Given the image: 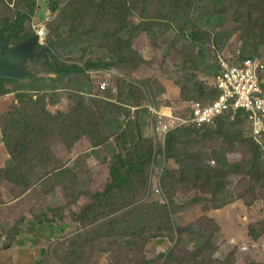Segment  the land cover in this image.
<instances>
[{"label": "rangeland", "instance_id": "rangeland-1", "mask_svg": "<svg viewBox=\"0 0 264 264\" xmlns=\"http://www.w3.org/2000/svg\"><path fill=\"white\" fill-rule=\"evenodd\" d=\"M34 1V15L24 19V31L20 37L43 27L46 38L40 42L39 47H49L61 64L83 66L89 57H103L119 64L112 70L102 72L103 75L97 79L107 83V90H102L105 93L83 97L73 92H90L88 83L91 78L82 74L74 78H62L46 61L28 60V74L20 81L6 85L9 92L14 94L0 95V207L9 209L7 218L14 226L26 213L68 230V243L58 244L54 251L51 246L53 260L46 259L43 264H75L74 243L86 246L80 250L89 249L83 264H264V235H261L264 231V181L261 174L264 172L254 173L249 177H228L223 181L225 185L220 188L209 185L213 193L188 189L192 188V183L176 184L171 179V176L176 177L180 173L182 163L166 160L158 153L155 156L152 193L142 207L147 216L137 222L135 220L139 212H136L127 223L119 224L110 237L104 238L95 233L98 234L102 222L108 221L106 199L102 200L104 202L101 208L95 207V210L81 215L77 210L78 203H89L88 199L76 201V193L82 192L83 188L67 183L68 176L65 172L60 181H52L49 176L68 160L69 126L78 124L77 121L80 120L85 127H92L96 122L95 117H105V97L111 96L124 106L135 107L167 106L172 105L171 101L184 100L209 103L216 96L215 60L218 57H225L231 62L264 59V45L254 54L255 48L260 45L252 41L246 44L241 40L240 33L237 32L239 25L232 21L231 15L223 19L222 25L218 27L211 17L209 6L212 1L208 0L204 1L205 5H200L197 0L194 2L192 16L198 12L199 15L187 26L186 31L181 28L185 25L184 19L143 25L141 18L144 17V7L154 12L167 3L165 0H149L145 5L140 3L138 9L133 5L138 4L139 0H127L130 8L127 15H120L117 10L121 0ZM77 1H80L77 4L81 11L79 15H76L71 6V2ZM90 1L100 3L101 10L91 5ZM25 3V0H0V25L3 21L16 22L19 10L27 13ZM82 3L87 9L82 8ZM115 3L117 4L112 12L100 16L101 12L108 11V5ZM104 6L107 8L104 9ZM86 10L88 14L84 16ZM77 16H80L81 23L85 22V27L78 28V23L74 21ZM123 17L125 20L121 21ZM5 18H8L7 21ZM122 22L126 23L128 30L138 27L131 39L133 48L140 55L136 68L131 63L122 61L120 54L118 55L120 52L113 50L116 47L111 41L113 38L107 36L115 33L119 28L118 23ZM125 38L128 39V34H125ZM107 45L110 46L106 47ZM40 89L45 91L37 93ZM16 90L21 92L16 93ZM24 96L27 98H23ZM44 109L47 110V115L42 113ZM34 114L40 115V124L49 123L48 131L51 132L37 147L32 144L37 130L28 128L33 124L31 119ZM60 124L62 125L58 128ZM126 130L122 142L131 143L132 147L138 144L136 152L147 146H153L157 152L163 150L164 144L160 137L155 141H138L134 124H128ZM202 134L200 132L199 136ZM242 136L253 138L247 123L232 127L227 142L219 140L195 144L192 150L212 168H217V161H224V158L233 162L243 161L251 157V150L238 143ZM193 138L196 139L195 136ZM256 142L264 150V136ZM19 145H28L29 150L15 158V148ZM105 150L107 161L104 164L112 159V150ZM123 153L125 156L124 151ZM30 160L32 164H29ZM102 170L107 173L106 168L101 169V172ZM82 171L88 173L86 169L80 172ZM28 183L38 185L27 196V202L14 200L28 191L25 188ZM172 184L174 189H171ZM126 190L123 195L114 193L118 201L111 203L117 205L130 199L132 194L129 190H139L134 198H142L145 194H141L139 183L134 181ZM157 190L160 191L159 194L156 193ZM56 191H60L62 198H58ZM91 204H96V200L87 205ZM225 204H228L227 207L241 204L247 208L249 230L253 226L261 235L258 242H251L245 247L231 243L222 234L220 227L208 220V211L217 210L214 207ZM164 206H168L170 210L166 218ZM116 218H119L118 222H122V217ZM11 230L0 240L5 243L3 246L15 240L16 235L9 233ZM101 232L110 234L111 230L103 228ZM1 235L3 234H0V238H3ZM16 240L15 244L21 241Z\"/></svg>", "mask_w": 264, "mask_h": 264}, {"label": "trees", "instance_id": "trees-1", "mask_svg": "<svg viewBox=\"0 0 264 264\" xmlns=\"http://www.w3.org/2000/svg\"><path fill=\"white\" fill-rule=\"evenodd\" d=\"M26 5L28 8L27 13H22L20 10L16 13V20L21 23V28L19 30V34H21L24 31V28L22 27L24 24V19L28 18V16H33L34 11L36 9V2L34 0H25ZM140 2L136 5H133L134 8L138 9L139 4L143 3L144 5L149 2V0H139ZM167 3L163 4L161 7H159L156 11L150 12L149 9H146V6L144 7V17L141 18L146 25H154L155 23L159 22L162 23V21H172L174 19H184L185 25L181 28L182 30L186 31L187 26L191 25V22L196 19V17L199 15V12L197 14H194L192 16V7L194 5V2L196 0H165ZM205 0H197L200 5L204 4ZM212 1L211 5V17L214 19L215 22H217L218 27L222 25L223 19H227L230 15L233 17L232 21H235L238 23L239 28L237 32L240 33L241 40L244 41V43H250L252 41L254 44L260 45L258 48H255L254 54L258 53V49L264 45V0H208ZM80 1L77 2H71V6L74 8L76 15H79L81 13L80 9L78 8V5ZM84 2V1H83ZM85 3V2H84ZM91 5L98 8L102 5L100 3H93L90 1ZM93 3V4H92ZM117 3L108 5L109 9L107 12L103 11L104 13H100V16L103 17L104 14H109L113 11L114 7ZM76 7V8H75ZM202 7V6H201ZM82 8L87 9L85 4L82 3ZM91 7H89L90 10ZM107 7L104 6V9ZM103 9V10H104ZM101 10V8L99 9ZM117 10H119L120 15H124L126 12L130 10L128 7V1L127 0H121L119 6L117 7ZM88 14V11L86 10L84 13V16ZM75 15V16H76ZM127 15V13H126ZM84 16L83 19L84 20ZM8 18H5V21H7ZM23 19V20H22ZM125 20L123 19L121 21ZM75 22L78 23L79 27H85V22L82 21L80 16H77L74 19ZM4 22V21H3ZM2 22V23H3ZM119 28L117 31L111 35H107L113 42V44L116 45V47L113 50L119 51L118 55L120 54L121 59L123 62L131 63L134 68L138 66V60L140 59V55L135 51L131 44V39L134 36V32L138 29V27H135L134 30L127 28V25L125 22L118 23ZM95 28V27H94ZM147 29V26L146 28ZM144 29V30H145ZM120 34V36H119ZM125 34H128V39L125 38ZM35 35V31H33L32 34H25L23 37H19V40H23L28 38L29 36ZM110 45H107L106 47H109ZM41 47V46H40ZM52 55L54 57L55 61H51L49 59L46 60V63L49 64L51 67L54 68L55 72L59 74L62 78H74L76 75H86L88 78H90L89 73H95L97 71L101 72H107L109 70H112L113 68H116L119 64L116 61H110L100 58L95 59L93 57H89L86 59L83 66L81 65H65L59 63L57 60V57L52 52ZM253 59V58H251ZM241 60L240 62H242ZM216 64V77L220 73V66L217 61L215 60ZM20 80V79H19ZM19 80L14 79H6V78H0V95H4L6 93H9V90L7 89V84H10L12 82H17ZM92 84L91 79H89L88 85L90 86ZM107 84V83H106ZM107 90V88H106ZM114 91V89H112ZM45 91L43 89H40L38 92ZM188 92V91H187ZM105 93V92H103ZM189 93V92H188ZM215 99L209 103L200 102L203 105H209L212 104L219 96L216 88H215ZM80 96L85 95H92L90 93L86 92H78L77 93ZM94 96V95H93ZM23 98H27V96H24ZM111 99H114L113 97H109ZM105 97L103 102L106 104V111L108 110V101L109 99ZM116 100V99H115ZM118 101V100H117ZM196 101L191 100H184L185 107L180 109H177L176 106L172 105H161L156 106L152 105L150 107L147 106H132V105H126L131 106L135 109V111L140 110H155L159 113L162 112V107H173L174 108V116L177 117H183L188 116L189 110H185L187 104H191ZM151 111V112H152ZM42 113L47 115V110H42ZM163 114V113H162ZM154 120L156 122L157 128L159 126V120L158 117L153 114ZM32 126H29L28 128L36 129L37 135L32 144H34V147H37L38 144L42 143L48 136H50L51 132L48 131V125L49 123H42L40 124L41 117L39 114H34L32 119ZM78 124L74 123L73 125L69 126V130H71L75 125H78L79 128H81L80 120L77 121ZM249 124L250 128L251 125L248 121V115L246 113L240 114L235 119H232L230 115H225L219 118H216L214 123L210 125L209 127H206L204 129H197L195 127H188L184 129H179L175 132H172L166 136L165 141L161 142L164 144V148L161 151H155L153 149V146H147L141 147L139 152H136L139 148V145L132 144L131 148H127L125 151V159L124 168H121L119 165H115L111 168V180L112 182L108 184L105 188L104 193L98 194L94 197L96 199V204L87 205L86 207L82 208L80 210V214L83 215L87 211H93L96 208H101L103 205L102 201L103 199H106L107 201V207L106 209L109 210L107 213L109 214L107 217L106 222H102L99 225L98 228V234L95 233L96 236L100 238L104 237H110L114 232L115 229H117V226L121 223H127L128 219L135 216L136 212H139L138 218L135 220L137 222H141L144 217L147 216L146 212H143V205L146 200L150 198V193H152L153 188V174H154V166H155V156L160 153L162 157L166 160L171 161H180L182 163V169L180 173L175 177L174 175L171 176L172 180H175L176 184H193L192 188L188 189H198V190H207L211 193L212 190H210L209 185H214L220 188L221 186H224L225 183L223 182L228 177H231L233 175L237 176H247L252 175L254 173H260L264 172V150L259 145V143L256 142L253 136V138H245L242 136L238 140L239 144H242L243 146H247L251 150V157L247 158L243 161L233 162L230 161L228 158H224V161L218 160L217 161V168H212L208 164H206V161H203L201 156L197 153H194L192 150V146L195 144H201L205 142H215L222 140L224 142L229 141L228 137L231 132V128L235 126H239L242 124ZM129 124H134L137 134H138V141L141 140L140 137V126L138 121L135 119L134 121H131ZM62 124L58 125V128ZM35 126V128H33ZM252 130V129H251ZM127 131V130H126ZM200 132H203L202 135L199 136ZM253 133V132H252ZM196 137L193 138V137ZM69 144L70 140L68 138ZM67 142V141H66ZM234 143V142H231ZM68 144V145H69ZM32 147V148H34ZM29 150L28 145H19L15 148V151L17 152V155L15 158H18L23 153H26ZM127 152V153H126ZM32 160H30L29 164H32ZM166 178V177H164ZM261 179L264 181V173L261 174ZM133 181L139 183V188L142 190L141 194L145 193L142 198H134L133 196H137L139 194L138 191H132L129 190L130 194H132V197L130 199H125V201L121 204L113 205L111 202L118 201V199H115V194L117 193L119 195H123L125 193L126 188L133 185ZM173 182V183H174ZM199 183H202L201 186H199ZM34 185L33 183H28L25 188L30 189ZM171 189H174V185L172 184ZM132 192V193H131ZM115 193V194H114ZM159 194V193H158ZM123 198V197H122ZM197 202H194L196 204ZM190 205H193L192 203ZM189 205V206H190ZM181 206L186 207L184 204H181ZM228 204L221 205L214 207V209H222L226 208ZM96 207V208H95ZM164 210L166 212L165 218L169 216L170 210L168 206H164ZM101 217V214L99 215ZM117 216L122 217V222H118L116 218ZM97 217V216H96ZM28 218L31 222H39V218L36 216H32V214H24L21 219L16 223L14 228L9 232L10 234L13 233L14 235H18L20 231V227L22 226V223ZM208 220L212 223L213 221L208 218ZM100 223V222H99ZM109 229L111 230L110 234H104V232H101V230ZM132 227H130L131 229ZM100 231V232H99ZM122 231V230H121ZM120 231V232H121ZM250 234L254 241L258 242L261 239V235H264V231L261 235L258 234L255 227H250ZM3 243V242H2ZM0 242V249H9L12 247V242H8L5 246Z\"/></svg>", "mask_w": 264, "mask_h": 264}, {"label": "crops", "instance_id": "crops-1", "mask_svg": "<svg viewBox=\"0 0 264 264\" xmlns=\"http://www.w3.org/2000/svg\"><path fill=\"white\" fill-rule=\"evenodd\" d=\"M90 78L93 79L90 85V93L92 95L100 94L101 84L103 82L97 80L103 75L101 71L95 73H89ZM20 81V80H19ZM62 91V90H59ZM21 92L16 90V93ZM73 92V91H72ZM78 91L73 92L77 94ZM14 93H7L6 96H12ZM78 95V94H77ZM87 96L85 94H82ZM1 100V97H0ZM108 110L106 116L103 118L95 117L93 126L85 127L81 124V128L75 125L68 133L70 145L68 148V156L63 164H60L58 168L54 169L50 173L52 181H60L63 178L65 172L68 176L67 183L76 184L77 187L83 188L82 192H77L76 201L79 202L82 199H88L90 204L94 197L98 194H102L111 180V168L115 165H119L124 168V153L123 151L131 147V143H123L124 134L128 124L135 119L140 126V137L142 140L148 142L150 139L155 141L158 139V128L153 117V111L149 109L135 111L131 106H124V104L118 102L115 99H107ZM172 106H176L177 109H182L185 104L180 101H171ZM162 113L169 115L174 113V108L162 107ZM152 111V112H151ZM138 137V134H137ZM110 148L112 150V159L106 162L105 149ZM125 152V151H124ZM107 170V173L101 172V169ZM82 169L88 171L85 174ZM156 167L154 166V170ZM47 177V176H46ZM87 177V178H86ZM106 177V178H105ZM56 178V179H55ZM104 184V187L101 185ZM38 184L34 185L23 195L14 199L19 202H27V196L30 192L36 188ZM58 198L60 191H56ZM87 204L78 203V213ZM244 208L246 210H244ZM8 208L0 207V240H3L7 231L14 228V224L7 218ZM207 217L212 220L218 227H220L222 234L231 242L237 245L245 247L246 244L255 243L252 239L249 224L247 208L241 204H236L231 207H227L219 210L208 211ZM20 220V219H19ZM17 220V221H19ZM16 221V222H17ZM15 222V224H16ZM231 227V230L229 231ZM66 229V228H65ZM68 230H64L60 226H56L50 222L47 223L46 219L41 218L39 222H31L28 218L22 223L18 235L15 236L12 247L9 249H0V264H43L46 259L51 258L53 260V252L51 246L54 248L60 243L67 244L69 236H67ZM17 239L21 241L17 242ZM53 240V241H52ZM1 242V241H0ZM52 242V243H51ZM2 243V242H1ZM4 244V243H2ZM75 254L74 263L83 264L87 250L86 246L81 247L80 244L74 243ZM60 260V258H59ZM55 261V260H54Z\"/></svg>", "mask_w": 264, "mask_h": 264}, {"label": "built area", "instance_id": "built-area-1", "mask_svg": "<svg viewBox=\"0 0 264 264\" xmlns=\"http://www.w3.org/2000/svg\"><path fill=\"white\" fill-rule=\"evenodd\" d=\"M35 35L43 41L46 30L43 27L35 29ZM220 73L215 79L218 98L209 105L200 102L187 104L188 116L177 117L172 113L164 115L155 110L158 117V135L165 141L166 136L179 129L195 127L204 129L212 125L216 118L230 115L235 119L246 113L251 125L253 136L258 140L264 136V59L253 58L240 61H230L218 57ZM101 90H106L107 84H101ZM156 193H160L159 190Z\"/></svg>", "mask_w": 264, "mask_h": 264}, {"label": "water", "instance_id": "water-1", "mask_svg": "<svg viewBox=\"0 0 264 264\" xmlns=\"http://www.w3.org/2000/svg\"><path fill=\"white\" fill-rule=\"evenodd\" d=\"M21 23L0 25V78L19 80L28 74V60L55 61L49 47H39L40 38L33 35L19 40Z\"/></svg>", "mask_w": 264, "mask_h": 264}, {"label": "flooded vegetation", "instance_id": "flooded-vegetation-1", "mask_svg": "<svg viewBox=\"0 0 264 264\" xmlns=\"http://www.w3.org/2000/svg\"><path fill=\"white\" fill-rule=\"evenodd\" d=\"M20 35V34H19Z\"/></svg>", "mask_w": 264, "mask_h": 264}]
</instances>
